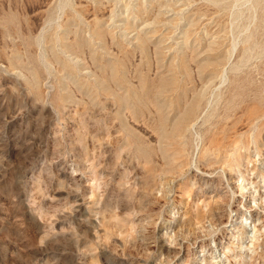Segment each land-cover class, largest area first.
<instances>
[{
  "label": "rangeland",
  "instance_id": "rangeland-1",
  "mask_svg": "<svg viewBox=\"0 0 264 264\" xmlns=\"http://www.w3.org/2000/svg\"><path fill=\"white\" fill-rule=\"evenodd\" d=\"M0 264H264V0H0Z\"/></svg>",
  "mask_w": 264,
  "mask_h": 264
}]
</instances>
